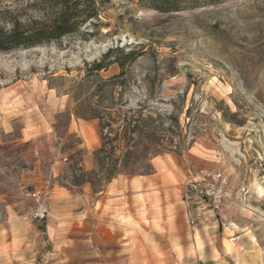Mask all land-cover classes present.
Masks as SVG:
<instances>
[{
	"label": "rangeland",
	"instance_id": "1",
	"mask_svg": "<svg viewBox=\"0 0 264 264\" xmlns=\"http://www.w3.org/2000/svg\"><path fill=\"white\" fill-rule=\"evenodd\" d=\"M33 1L0 0V11ZM151 2L111 0L86 37L0 52V241L12 227L32 226L28 264L130 261L131 250L116 241H126L124 234H112L111 244L102 237L106 186L66 180L73 179V148L84 150L83 166L93 169L101 123L106 133L122 131L120 110L159 122L163 116L156 162L173 178L168 202L175 206L168 249L157 257L166 264H264V0H184L167 11ZM133 50L139 57L125 61L127 76L108 81L120 72L116 58ZM106 54L110 65L94 70ZM97 111L103 121L91 118ZM79 123L86 128L76 130ZM211 172L228 177L229 196L213 222L193 228L184 183ZM43 209L45 218L32 217Z\"/></svg>",
	"mask_w": 264,
	"mask_h": 264
},
{
	"label": "trees",
	"instance_id": "2",
	"mask_svg": "<svg viewBox=\"0 0 264 264\" xmlns=\"http://www.w3.org/2000/svg\"><path fill=\"white\" fill-rule=\"evenodd\" d=\"M110 1L35 0L23 8L4 9L0 11V52L52 43L76 33H83L86 37L92 33L87 30V26L96 25L95 21L99 19L102 8ZM151 1L156 9L167 11L184 0ZM185 1L217 3L223 0ZM108 56L109 54H106L103 60L95 62L93 69L96 71L106 69L110 65L105 62ZM138 57V52L133 50L124 55L123 61L116 58L115 62L118 63L120 72L108 81L125 78L129 73L125 61L128 60L132 64ZM120 113L124 115L123 120L126 122L122 131L111 129L106 133L104 124L101 123V145L93 153V169L86 170L83 166L84 150L73 148L75 157L71 160L74 158L76 163L72 166L73 179L69 180L66 177L69 186L90 183L94 188L99 185L103 190L113 179L121 175H151L155 172L153 159L161 154L165 141L163 116L158 115L161 120L159 122L151 115L144 117L143 114H139L138 117H130L128 115L130 110L126 112L120 110ZM91 118L103 121L104 114L97 111ZM144 141H148L149 145H143ZM81 143L80 139L76 141L77 145ZM120 159L123 160L122 164L117 163Z\"/></svg>",
	"mask_w": 264,
	"mask_h": 264
},
{
	"label": "crops",
	"instance_id": "3",
	"mask_svg": "<svg viewBox=\"0 0 264 264\" xmlns=\"http://www.w3.org/2000/svg\"><path fill=\"white\" fill-rule=\"evenodd\" d=\"M77 126L78 131L86 128L83 123ZM157 158L153 159V174L119 176L100 193L102 237L111 244L115 238L112 234L125 235L126 241L119 237L116 241L120 248L131 250L128 264H142L146 258L141 254L142 249L150 250L148 264H166L165 258H158L157 253L168 249V231H172L171 211L175 203L168 202V190L172 187L173 178L167 174L165 166L156 162ZM184 215L189 223L186 204ZM8 231V239L0 241V264H28L26 254L28 246L33 243V234L30 235L34 232L32 226L22 224Z\"/></svg>",
	"mask_w": 264,
	"mask_h": 264
},
{
	"label": "built area",
	"instance_id": "4",
	"mask_svg": "<svg viewBox=\"0 0 264 264\" xmlns=\"http://www.w3.org/2000/svg\"><path fill=\"white\" fill-rule=\"evenodd\" d=\"M228 177L221 172H211L191 178L184 183V202L189 216V224L196 228L199 224L213 222L222 212L229 196ZM34 192L33 196L38 197ZM47 209L34 212L32 217L43 219Z\"/></svg>",
	"mask_w": 264,
	"mask_h": 264
}]
</instances>
